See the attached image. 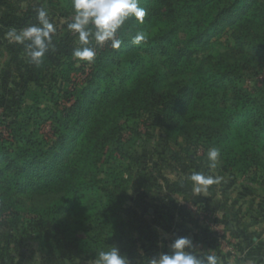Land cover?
Masks as SVG:
<instances>
[{
    "label": "trees",
    "instance_id": "16d2710c",
    "mask_svg": "<svg viewBox=\"0 0 264 264\" xmlns=\"http://www.w3.org/2000/svg\"><path fill=\"white\" fill-rule=\"evenodd\" d=\"M139 6L143 22L126 21L119 48L93 47L94 62L75 58L73 37L55 31L42 62L24 65L17 62L24 46L5 39L6 32L36 25L41 7L50 22L70 17L71 0H0V58L8 56L0 70V264H16L27 240L41 245L33 264H94L111 246L129 264H150L157 230L175 228L143 202L154 188L167 191L169 204L191 196L189 177L203 170L202 156L205 169L236 173L246 188L264 192V88L241 85L257 71L256 61L264 72V0H139ZM138 32L145 38L134 44ZM114 66L127 79L144 71L109 98ZM11 79L13 92L6 87ZM101 80L111 87L100 101ZM154 126L172 147L170 168L183 173L175 181L144 167L143 155L130 150L131 139L142 137L139 128ZM213 147L220 157L210 168ZM194 205L192 215L173 206L187 211L190 222L196 218V233L206 235L193 241L194 254L222 253L223 243L237 252L239 232L216 221L224 207ZM126 243H136L135 252L126 254Z\"/></svg>",
    "mask_w": 264,
    "mask_h": 264
},
{
    "label": "rangeland",
    "instance_id": "374dc122",
    "mask_svg": "<svg viewBox=\"0 0 264 264\" xmlns=\"http://www.w3.org/2000/svg\"><path fill=\"white\" fill-rule=\"evenodd\" d=\"M38 3L41 6L43 2ZM213 11L210 15H212ZM73 16L74 15L67 18H61L56 16L57 18H54V20H52V23L54 24L56 31L59 32V36H62L65 33H70V36L73 37V40L76 42V45L80 46L78 41V34L73 31H70L67 27L68 24L72 22ZM5 39H7L6 36ZM90 46L96 47L100 45H97L95 42H92ZM18 56V63H24V65L27 64L26 60L29 58L26 56L25 53L19 52ZM7 60L8 56L4 59L0 58V70H3ZM14 67L15 64L12 65L13 69ZM73 67H78V64H75ZM255 67H257V71H252L250 76H248L241 82V85H244L245 87L251 89H255L257 87L264 88V72L261 73V67L258 61L255 62ZM62 69H66V66H64ZM112 71V73L116 74L115 80L114 82H112L114 87L111 91L105 92V94L109 98L117 97L120 93L124 92L125 90L129 89L132 85H134V83L142 75L144 68H141L136 73H134V75L130 79L123 78L121 75L124 72H122V70L119 69V67L117 66H114ZM15 73H19V69L16 70ZM79 74L80 73H77L76 75ZM14 81H19V79L15 76ZM12 82L13 80L11 79L8 82V85L6 86L7 89L11 92H13L14 89V86L11 85ZM110 83L111 82L101 80V82L97 84L100 85L96 96L97 99H100L99 95L102 93V91H105L107 90V88L111 87ZM67 85L69 84L65 83L64 88H67ZM96 107L97 104H95L91 109V118L98 115V113L96 112ZM39 109H46V105L43 102H40ZM139 129V131H141L142 133V137L139 139H131L132 141L130 150L134 153H138V155L140 156L143 155L142 162L145 163L144 167H155V170L157 171L156 174L159 175L160 173V176H162L164 180L166 179L170 182L175 181L180 176H182L183 173L181 170L178 171L177 169L175 170L174 168H170L172 167L171 163L173 161L171 160V158H173L174 153L172 151V147L169 146L163 139L162 131L156 126L151 127L149 129L145 127H141ZM202 160L203 170L200 171V173L204 175L220 177L221 182L219 184H213L208 187V190L206 192L201 193H195L192 189L191 196L178 202H174V198H172L173 200L171 199L170 204L168 200L169 194L167 193V191L164 189L161 190L159 188H154L153 190H151L150 194L148 195V197H146V200L143 202V205L148 208L154 209L155 212L160 214V216L162 217V224L168 223L170 227L175 228L170 229V231H166L163 229L157 230L158 233L156 237V246L157 248H159V251H157V256L162 253L170 252L171 244L175 239H177L176 235L178 234L185 233V236L191 239L192 241H196V239H201V237H206V235L202 236L196 233L198 224L196 222V218L194 219V222H190V215L187 213V211L183 213L182 211H178L179 208L177 209V211H175L173 210V206H185L187 210L191 212L192 215L196 212V207L194 203L200 201H207L214 204L218 203L219 205L224 207L221 211L217 213L218 215L216 221L218 223H225L228 221L230 223V226H232L235 231L243 233L242 239L245 238V240H247L246 245L249 247L251 245H255L256 250L254 251V254L257 253L260 256V261L264 263V192L261 190H250L249 188H246V184L243 183L242 179L238 175H236V173H226L222 176L218 175L217 172H214L213 169H205V159L203 156ZM127 162L128 160L125 161V163ZM156 174H153V176L156 177ZM158 185H164L163 179L158 180ZM132 196L135 197L134 195ZM259 205H262L263 208H259ZM223 213L227 215V219H222ZM167 215L168 217H166ZM198 220H202V217L198 218ZM204 223L209 226H212V224L209 222ZM213 230L218 234H222V230L219 227L214 226ZM132 237L134 240L137 239L136 235H133ZM237 242H242V240L238 239ZM135 245L136 243L124 244L123 248L126 254H129L130 252H135V248L133 249V247H136ZM222 247L224 249V255L233 257V255L236 254V258H238L239 256L241 257V254L237 255V252L231 253L227 251V247H229L227 244L223 243ZM40 250V243L35 240H27L24 247L25 254L22 256L20 253L17 254V259L15 260L16 264H33L36 260L40 258ZM195 254L198 255V253ZM208 254H210V252ZM245 254L246 250L243 252L242 255ZM250 263L251 262L248 261L246 264Z\"/></svg>",
    "mask_w": 264,
    "mask_h": 264
},
{
    "label": "clouds",
    "instance_id": "9594fccd",
    "mask_svg": "<svg viewBox=\"0 0 264 264\" xmlns=\"http://www.w3.org/2000/svg\"><path fill=\"white\" fill-rule=\"evenodd\" d=\"M73 20L68 24V29L78 34L79 47L75 48L72 55L79 61L94 62L96 51L90 46L92 42L103 46L111 42L113 48H119L121 40L117 33L126 21L134 18L142 23L146 10L139 6V0H71ZM56 29L50 22L49 13L43 8L37 9V24L21 30L9 29L5 36L10 42L23 45L29 62L39 65L52 44V36ZM144 34L138 32L133 37V43L139 44L144 40ZM220 157L219 149L210 148L207 153L209 167L215 168ZM195 193L206 192L208 187L221 182L220 177L193 173L190 177ZM194 244L188 237L175 239L169 253H162L152 257L150 264H219L218 257L213 254H194ZM94 264H129L128 259L121 255L119 248L111 246L108 251H100Z\"/></svg>",
    "mask_w": 264,
    "mask_h": 264
},
{
    "label": "crops",
    "instance_id": "0c3cea01",
    "mask_svg": "<svg viewBox=\"0 0 264 264\" xmlns=\"http://www.w3.org/2000/svg\"><path fill=\"white\" fill-rule=\"evenodd\" d=\"M240 236H239V240L241 239L242 242H237V246H238V251H237V255H240L241 254V258L240 260L239 257L238 258H235V257H229L228 255H224V252H220L218 250L216 251H213V252H210V254L212 253L218 257V262L219 264H246L248 261H250L251 263L250 264H264L263 262L260 261V256L255 253L254 254V251L256 250L255 248V245H251L250 247L246 245L247 243V240L242 239V236H243V233L239 232ZM254 240V239H253ZM256 244V243H255ZM158 251H159V248H157ZM246 250V253L245 255H242L243 252ZM248 251V252H247ZM251 255H249V254ZM158 257V256H156ZM248 260V261H247Z\"/></svg>",
    "mask_w": 264,
    "mask_h": 264
},
{
    "label": "built area",
    "instance_id": "2783aa9c",
    "mask_svg": "<svg viewBox=\"0 0 264 264\" xmlns=\"http://www.w3.org/2000/svg\"><path fill=\"white\" fill-rule=\"evenodd\" d=\"M227 251L233 253L230 247H227Z\"/></svg>",
    "mask_w": 264,
    "mask_h": 264
}]
</instances>
